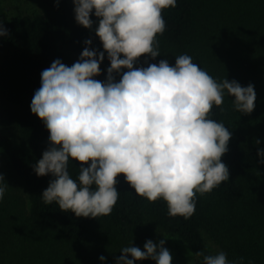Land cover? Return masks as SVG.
<instances>
[{"label": "trees", "instance_id": "trees-1", "mask_svg": "<svg viewBox=\"0 0 264 264\" xmlns=\"http://www.w3.org/2000/svg\"><path fill=\"white\" fill-rule=\"evenodd\" d=\"M30 1L39 12L16 18L0 0V23L8 30L0 36V174L10 186L0 201V264H102L101 255L103 264H116L122 247L132 243L143 250L161 232L176 236L193 254H214L210 240L229 259L264 264V164L257 162V148H264V0H177L175 8L163 10L160 56L148 57V63L167 58L175 64V56L187 53L214 78L252 83L256 92L249 114L234 110L227 94L221 106H213L211 118L232 132L221 158L229 181L197 194L188 219L168 216L162 199L149 202L135 194L123 174L117 177L119 199L107 216L77 217L43 201L53 177L37 176L33 165L48 147L49 132L30 109L41 71L57 58L71 65L76 60L69 52L80 57L87 39L98 52L103 47L95 35L97 18L90 15L91 30L79 25L72 0H58V6L57 0ZM109 66L105 52L95 78L105 80ZM135 66H147L144 55ZM80 166L70 162L73 177ZM202 259L195 256V264Z\"/></svg>", "mask_w": 264, "mask_h": 264}, {"label": "clouds", "instance_id": "clouds-1", "mask_svg": "<svg viewBox=\"0 0 264 264\" xmlns=\"http://www.w3.org/2000/svg\"><path fill=\"white\" fill-rule=\"evenodd\" d=\"M72 2L79 25L91 30L90 15L97 18L95 35L103 51L90 47L92 40L87 39L71 65L57 58L41 71L30 109L49 132L48 147L33 165L37 176L53 177L42 192L43 201L77 217L107 216L119 199L117 177L123 174L135 194L149 202L165 201L168 216L190 218L197 194L229 181V167L221 158L232 132L211 118L213 106H221L227 94L234 110L251 113L254 85L214 78L187 53L175 56V64L167 58L148 63V57L160 56L163 10L175 8L177 0ZM3 25L0 36L7 37ZM105 52L110 66L101 81L95 77ZM142 55L147 66L134 67ZM257 156L264 164V148H257ZM73 161L81 165L75 177L68 170ZM9 187L0 174V201ZM165 239L158 244L149 239L143 250L132 243L122 247L116 264L147 259L172 264ZM194 255L203 257L200 264H245L244 257L229 259L223 250ZM99 260L103 264L106 257Z\"/></svg>", "mask_w": 264, "mask_h": 264}, {"label": "rangeland", "instance_id": "rangeland-1", "mask_svg": "<svg viewBox=\"0 0 264 264\" xmlns=\"http://www.w3.org/2000/svg\"><path fill=\"white\" fill-rule=\"evenodd\" d=\"M4 7L11 17L19 18L23 15L36 14L39 12L38 8L33 5L30 0H2ZM75 60L79 59V56L75 53L69 52ZM126 71V69H123ZM3 130L0 127V131ZM7 133H12V131L6 130ZM4 160L3 154L0 152V162ZM167 238V239H165ZM165 239V247L169 249L172 255V262L174 264H195V255L192 251L182 243L176 236L167 233H159L153 239L154 243H157ZM207 244L213 253L220 250L213 242L207 240Z\"/></svg>", "mask_w": 264, "mask_h": 264}]
</instances>
